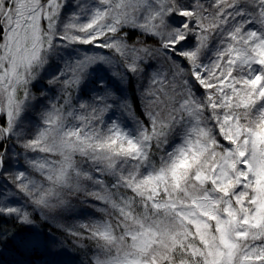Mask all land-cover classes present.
I'll return each instance as SVG.
<instances>
[{"label": "snow or ice", "instance_id": "obj_1", "mask_svg": "<svg viewBox=\"0 0 264 264\" xmlns=\"http://www.w3.org/2000/svg\"><path fill=\"white\" fill-rule=\"evenodd\" d=\"M0 264H264V0H0Z\"/></svg>", "mask_w": 264, "mask_h": 264}, {"label": "trees", "instance_id": "obj_2", "mask_svg": "<svg viewBox=\"0 0 264 264\" xmlns=\"http://www.w3.org/2000/svg\"><path fill=\"white\" fill-rule=\"evenodd\" d=\"M0 259H2V260H4V261H7V260L11 259V257H10V255H9L8 253H5V254L3 255V257H0Z\"/></svg>", "mask_w": 264, "mask_h": 264}]
</instances>
